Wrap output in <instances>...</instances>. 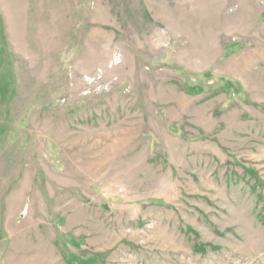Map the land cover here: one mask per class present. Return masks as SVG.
I'll return each mask as SVG.
<instances>
[{"label":"rangeland","instance_id":"374dc122","mask_svg":"<svg viewBox=\"0 0 264 264\" xmlns=\"http://www.w3.org/2000/svg\"><path fill=\"white\" fill-rule=\"evenodd\" d=\"M0 264H264V0H0Z\"/></svg>","mask_w":264,"mask_h":264},{"label":"built area","instance_id":"2783aa9c","mask_svg":"<svg viewBox=\"0 0 264 264\" xmlns=\"http://www.w3.org/2000/svg\"><path fill=\"white\" fill-rule=\"evenodd\" d=\"M118 61H119V59H118V58H115V59H114V62H115V63H116V62H118ZM114 62H113V63H114Z\"/></svg>","mask_w":264,"mask_h":264}]
</instances>
